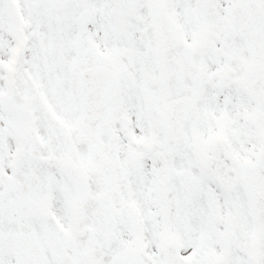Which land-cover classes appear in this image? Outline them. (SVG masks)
Wrapping results in <instances>:
<instances>
[{
	"label": "snow or ice",
	"instance_id": "6c2138e0",
	"mask_svg": "<svg viewBox=\"0 0 264 264\" xmlns=\"http://www.w3.org/2000/svg\"><path fill=\"white\" fill-rule=\"evenodd\" d=\"M0 264H264V0H0Z\"/></svg>",
	"mask_w": 264,
	"mask_h": 264
}]
</instances>
